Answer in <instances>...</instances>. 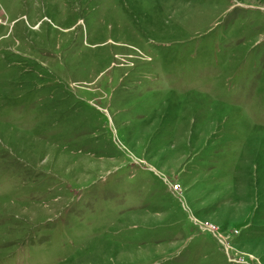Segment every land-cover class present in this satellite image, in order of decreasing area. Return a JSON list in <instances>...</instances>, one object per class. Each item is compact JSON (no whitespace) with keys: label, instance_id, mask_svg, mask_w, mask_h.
I'll use <instances>...</instances> for the list:
<instances>
[{"label":"rangeland","instance_id":"rangeland-1","mask_svg":"<svg viewBox=\"0 0 264 264\" xmlns=\"http://www.w3.org/2000/svg\"><path fill=\"white\" fill-rule=\"evenodd\" d=\"M0 264H264V0H0Z\"/></svg>","mask_w":264,"mask_h":264}]
</instances>
